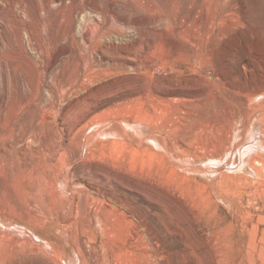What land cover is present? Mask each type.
<instances>
[{
    "label": "rangeland",
    "instance_id": "374dc122",
    "mask_svg": "<svg viewBox=\"0 0 264 264\" xmlns=\"http://www.w3.org/2000/svg\"><path fill=\"white\" fill-rule=\"evenodd\" d=\"M53 1L0 0V264H264V0H66L37 88Z\"/></svg>",
    "mask_w": 264,
    "mask_h": 264
},
{
    "label": "bare ground",
    "instance_id": "6f19581e",
    "mask_svg": "<svg viewBox=\"0 0 264 264\" xmlns=\"http://www.w3.org/2000/svg\"><path fill=\"white\" fill-rule=\"evenodd\" d=\"M50 1V0H49ZM11 2V1H10ZM17 2V1H15ZM59 3L62 5L61 7H58V5L53 1L52 2V7H54V10L52 13H50L51 19L54 21V25L52 26H47V22L40 20L39 18L35 20V24L32 26H29V24L25 20H21L22 16L16 15L18 18L19 22V28L17 32V39H16V45L14 46L15 48V53L16 56L19 58V60H25V64L28 66L30 71L34 74L35 77H37L38 81L37 84L35 85L37 88L39 85H42L40 80V77L42 78L44 74L48 71H50L55 65H57L61 61V57L64 54H70V39L72 37V21L73 17L75 16L76 12H73L71 14L66 13V0H59ZM20 4V3H19ZM14 5V4H13ZM9 6V5H8ZM43 6V5H42ZM51 6V5H50ZM49 6V7H50ZM21 12L25 15H29L28 10L22 6ZM41 7V6H40ZM2 9V8H1ZM52 9V8H51ZM80 9V8H79ZM35 10V9H34ZM42 10V9H41ZM49 11V10H48ZM75 11V10H74ZM40 12V11H39ZM42 12V11H41ZM79 12V11H78ZM47 14L49 12H46ZM21 15V14H19ZM44 15V14H43ZM41 16V14H40ZM26 17V16H25ZM39 17V16H38ZM77 17V15H76ZM28 17H26L27 19ZM41 18V17H40ZM20 19V20H19ZM23 19V18H22ZM50 19V18H49ZM29 21V19L27 20ZM51 21V20H50ZM26 22V23H24ZM52 22V21H51ZM50 22V23H51ZM49 23V22H48ZM45 32V35L43 34ZM14 51V50H13ZM65 56V55H64ZM60 64V63H59ZM58 66V65H57ZM57 79V78H56ZM68 77L65 78L64 81H61L60 79V87H65L66 85H69L70 80L68 81ZM44 80V78H43ZM42 80V82H43ZM36 81V80H35ZM40 83V84H39ZM47 83V82H46ZM48 85V84H47ZM45 86V85H44ZM52 87V86H51ZM54 87V86H53ZM59 87V90L61 89ZM62 88V89H63ZM36 89V88H35ZM46 89V88H45ZM39 90V89H38ZM48 90L51 91V95L53 96L54 100H56V97H58L56 88H49ZM68 90V88L66 89ZM47 92V91H46ZM48 93V92H47ZM50 94V93H49ZM65 94V92H64ZM40 96V95H39ZM42 96V95H41ZM41 98V97H40ZM39 99V98H38ZM58 99V98H57ZM53 100V108L56 107L58 102ZM59 100V99H58ZM21 101V100H20ZM23 104L25 105L26 103L22 101ZM43 103V102H42ZM48 103V102H47ZM52 103V102H51ZM50 103V104H51ZM21 104V103H20ZM27 105V104H26ZM27 107V106H26ZM22 108V107H21ZM47 108V107H46ZM20 109V108H19ZM49 110V109H48ZM52 110V109H51ZM50 110V112H51ZM246 114L249 116L250 112L249 110H245ZM52 114V113H51ZM44 115V114H43ZM42 115V116H43ZM49 119V118H48ZM46 121V120H45ZM2 122H7L6 118L2 120ZM6 129V128H5ZM26 131V130H25ZM36 139V135L34 136ZM17 143V142H16ZM34 143V142H33ZM24 145V144H23ZM16 146V145H15ZM53 146V145H52ZM65 146V145H64ZM1 147V146H0ZM11 147V146H10ZM13 147V146H12ZM3 148V146H2ZM63 148V147H62ZM6 147H4L2 150L5 152ZM32 149V148H31ZM42 149V148H41ZM46 149V148H45ZM70 156V157H75L79 155V151L76 149L68 148L65 146L63 148ZM2 151V152H3ZM23 150H21L22 153ZM62 151V150H61ZM9 152V151H8ZM33 152V151H32ZM58 152V151H57ZM46 153V152H45ZM60 153V151H59ZM6 154V152H5ZM5 154L2 155L6 156ZM23 154V153H22ZM61 154V153H60ZM43 155V154H42ZM27 156V155H26ZM4 158V157H3ZM1 158V161L2 159ZM6 158V157H5ZM45 158V157H44ZM11 159V158H10ZM4 161V160H3ZM41 161V160H40ZM6 162V161H5ZM29 162V161H28ZM2 163V162H1ZM30 163V162H29ZM47 164V163H46ZM71 165V164H70ZM11 167V166H10ZM35 165L29 164L28 169L33 170ZM36 168V167H35ZM40 168V167H39ZM28 172V171H27ZM32 173V171H31ZM37 173V172H36ZM3 174V173H2ZM21 174V173H20ZM19 174V175H20ZM30 174V173H29ZM23 175V174H21ZM44 177V176H43ZM59 177L64 178V175H60ZM21 178V177H20ZM74 242V240H72ZM74 243H79L74 242ZM78 246V245H77ZM81 248V247H80ZM83 251V250H82ZM81 253V259L84 262L85 261V256L84 254ZM4 256V255H3ZM2 258V257H0ZM86 262V261H85ZM1 263V262H0ZM48 263V262H47ZM28 264H37L35 262H30ZM86 264V263H85Z\"/></svg>",
    "mask_w": 264,
    "mask_h": 264
}]
</instances>
